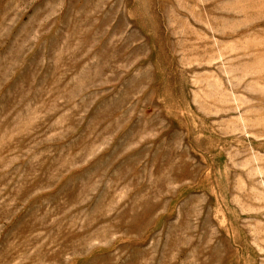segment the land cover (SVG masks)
<instances>
[{"label": "rangeland", "instance_id": "1", "mask_svg": "<svg viewBox=\"0 0 264 264\" xmlns=\"http://www.w3.org/2000/svg\"><path fill=\"white\" fill-rule=\"evenodd\" d=\"M0 264H264V0H0Z\"/></svg>", "mask_w": 264, "mask_h": 264}]
</instances>
